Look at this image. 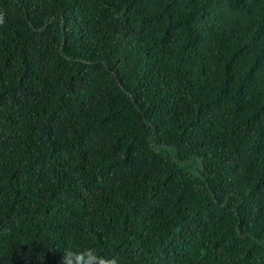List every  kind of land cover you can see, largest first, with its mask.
Returning <instances> with one entry per match:
<instances>
[{
  "label": "trees",
  "instance_id": "1",
  "mask_svg": "<svg viewBox=\"0 0 264 264\" xmlns=\"http://www.w3.org/2000/svg\"><path fill=\"white\" fill-rule=\"evenodd\" d=\"M0 18V264H264V0Z\"/></svg>",
  "mask_w": 264,
  "mask_h": 264
},
{
  "label": "clouds",
  "instance_id": "2",
  "mask_svg": "<svg viewBox=\"0 0 264 264\" xmlns=\"http://www.w3.org/2000/svg\"><path fill=\"white\" fill-rule=\"evenodd\" d=\"M0 22H2V18H0ZM62 264H118V258L115 256L111 258L99 257L92 249L83 252L69 249L62 257Z\"/></svg>",
  "mask_w": 264,
  "mask_h": 264
}]
</instances>
